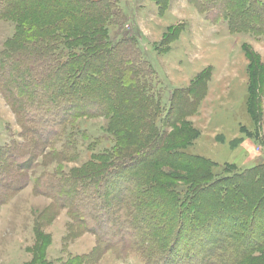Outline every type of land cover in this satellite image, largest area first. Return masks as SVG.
<instances>
[{
  "label": "trees",
  "instance_id": "1",
  "mask_svg": "<svg viewBox=\"0 0 264 264\" xmlns=\"http://www.w3.org/2000/svg\"><path fill=\"white\" fill-rule=\"evenodd\" d=\"M191 1L210 22L226 21L232 34L264 38V1ZM112 3L0 0V20L16 24L0 51V92L24 139L0 148V205L29 185L27 171L59 143L60 160H77L71 152L79 119L108 118L113 146L57 172L44 187L83 233L96 237L94 257L62 264H91L108 252L141 264H263L254 254L264 252V166L215 180L208 160L184 152L194 135L179 142L182 132L166 133L170 114L162 117L156 101V74L133 38L109 36L119 18ZM248 57L249 113L261 119L264 67ZM176 103L173 94L170 108ZM178 182L191 187L180 191ZM48 245L37 230L29 264H53L44 256Z\"/></svg>",
  "mask_w": 264,
  "mask_h": 264
},
{
  "label": "rangeland",
  "instance_id": "2",
  "mask_svg": "<svg viewBox=\"0 0 264 264\" xmlns=\"http://www.w3.org/2000/svg\"><path fill=\"white\" fill-rule=\"evenodd\" d=\"M107 1H113L119 12L117 21L108 28L110 38L114 42L124 36L133 38L143 59L156 74L153 86L156 97L150 94L160 103L162 117L170 114L169 123L163 124L166 133L173 136L182 132L176 135L179 142L195 136L184 152L208 160L215 180L264 166V96L256 100L263 108L261 119H256L249 113L248 57L253 53L264 67V38L232 34L226 21L210 22L191 0ZM15 30V23L0 20V51ZM193 91L196 92L193 94ZM173 94L177 103L171 109ZM179 100L181 106H178ZM108 124V118L79 119L78 137L71 152L78 155L77 160L71 163L60 160L62 145L59 143L54 146V155L50 149L40 156L37 168L27 171L31 177L29 185L8 203L0 205V264L31 263L37 230L49 243L44 247V256L50 263L94 257L96 237L83 233L74 224L69 209L56 205L44 187L55 180L53 176L57 172L66 174L83 166L93 154L111 148ZM185 130L191 133L184 134ZM21 136L16 115L0 92V148L22 144ZM36 182L40 183V189L35 187ZM176 186L180 191L191 187L181 182ZM189 233L187 230L183 236ZM254 258L264 264V252H257ZM94 264H141V260L120 259L108 252Z\"/></svg>",
  "mask_w": 264,
  "mask_h": 264
}]
</instances>
